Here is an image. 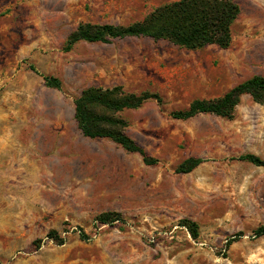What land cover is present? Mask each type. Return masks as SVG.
<instances>
[{"label": "rangeland", "instance_id": "rangeland-1", "mask_svg": "<svg viewBox=\"0 0 264 264\" xmlns=\"http://www.w3.org/2000/svg\"><path fill=\"white\" fill-rule=\"evenodd\" d=\"M176 1L0 0V264H264V236L255 235L264 167L237 159L264 160V105L243 96L233 119L172 116L264 77V0H234L241 14L228 49L133 37L64 51L81 24L130 26ZM115 86L160 95L120 114L157 164L78 128L75 99ZM192 157L203 163L178 173ZM106 212L123 219L102 225ZM185 219L199 225L198 240ZM51 230L64 245L46 238Z\"/></svg>", "mask_w": 264, "mask_h": 264}, {"label": "trees", "instance_id": "trees-1", "mask_svg": "<svg viewBox=\"0 0 264 264\" xmlns=\"http://www.w3.org/2000/svg\"><path fill=\"white\" fill-rule=\"evenodd\" d=\"M240 14L241 8L234 0H179L158 7L143 21L130 26L81 24L69 35L64 51H71L74 45L82 41L110 43L115 39L133 37H147L155 42L168 41L188 50H201L213 45L228 49L232 44L233 26ZM30 68L40 74L34 65ZM40 75L46 87L62 89V81L59 78ZM243 96H250L255 103L264 105V77L254 76L219 98L197 99L187 110L174 112L172 116L175 119L188 120L201 114H210L233 119ZM151 99L162 103L160 95L150 92L138 95L127 92L122 86L90 87L75 99V121L86 138L110 139L126 152L139 154L145 164L155 165L158 160L150 156L126 133L128 123L120 116L126 110L141 108ZM237 159L264 167V160L254 154L241 155ZM202 163L200 158H189L179 165L177 172L191 173ZM122 219V214L117 212H106L97 217V221L102 225H111ZM180 223L189 230L194 240L199 239L197 222L185 219ZM78 232L82 241L90 239L83 229L80 228ZM255 235L264 236V226L256 230ZM241 236V233L237 235ZM46 238L58 246L64 245L66 241L56 230H51ZM235 239L231 241L234 242ZM43 241L38 239L34 243L40 248ZM231 241L228 246L232 244Z\"/></svg>", "mask_w": 264, "mask_h": 264}, {"label": "crops", "instance_id": "crops-1", "mask_svg": "<svg viewBox=\"0 0 264 264\" xmlns=\"http://www.w3.org/2000/svg\"><path fill=\"white\" fill-rule=\"evenodd\" d=\"M30 4V3H29Z\"/></svg>", "mask_w": 264, "mask_h": 264}]
</instances>
